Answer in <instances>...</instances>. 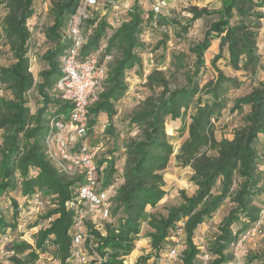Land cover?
I'll list each match as a JSON object with an SVG mask.
<instances>
[{"label": "trees", "instance_id": "16d2710c", "mask_svg": "<svg viewBox=\"0 0 264 264\" xmlns=\"http://www.w3.org/2000/svg\"><path fill=\"white\" fill-rule=\"evenodd\" d=\"M82 0H64L56 6L52 26L46 35L54 44L46 52L47 67L40 71L41 80L35 84L29 70L28 20L34 14L35 0H0V11H4L1 29L13 62L0 66V85L8 89L12 98L0 97V131H3V148L0 159V197L6 190L18 187L24 195H32L37 190L53 196L55 206L43 218L47 225L41 227L35 236L34 250L30 255L37 257L49 243L56 245L60 264H66L75 246L73 244V224L75 210L67 203L73 202L74 190L79 177H69L59 172L47 158L45 138L52 118L70 111V104L61 100L54 89L60 75L59 59L69 46L65 29L67 20ZM97 8L84 22L86 43L82 55L96 50L105 43L103 54H111L115 46L119 56L108 63L106 76L99 88L96 99L89 107V133L102 113L108 119L107 132L112 133L111 119L116 113L115 104L127 90L126 72L141 64L139 49L142 46L140 34L144 18L138 0H134L127 17L118 26H111L105 18L98 19L102 6L110 0H96ZM158 14L162 24H180L175 17L168 19ZM264 0H221L218 9L191 6L189 18L181 29L186 32L198 19L212 16L202 38L190 48L196 60L191 67L188 86L168 92L163 80V91L157 97H147L142 106L128 117V125L139 130L136 138L126 144V161L122 172L115 168L114 158L103 157L99 164L108 162L102 185L108 187L120 179L115 200L123 209V216L117 226L106 236L88 229V235L97 240V259L92 264H124V259L133 250L138 239L141 221L151 218L154 232L152 247L159 254L171 244L179 222L184 223L182 243H186L181 264H200V252L194 242L198 227L220 207L236 185L231 201L233 207L222 219L219 234L209 248L211 259L208 264H231L232 247L258 220L264 203V185L256 173L259 164L257 144L259 136H264V83L234 99L231 111L248 107L243 125L237 128L231 139L218 142V154L208 157L200 154L211 140L210 126L213 116L220 111L221 94L227 82L232 81L215 67L217 76L202 87L198 83L200 68L204 66L203 55L213 41L217 43V53L211 65L220 58H226L234 70L254 67L257 62V36L264 17L261 9ZM151 78V76H148ZM34 86L40 96V105L33 114L27 106V93ZM192 108L188 137L181 146L180 158L184 165L191 164L192 180L196 191L192 196L182 194L183 201L168 209L166 216L148 214L146 207L155 206L163 197L164 182L159 171L166 165L171 145L167 141L165 122L182 118ZM220 180V193L212 196L211 190ZM14 224H6L0 219V231ZM30 247L25 242L13 243L11 250L22 251ZM260 264H264V252ZM255 258V257H254ZM252 259L250 258L249 261ZM248 260L247 262L250 263ZM157 262H155L156 264ZM13 264H21L13 259Z\"/></svg>", "mask_w": 264, "mask_h": 264}, {"label": "rangeland", "instance_id": "374dc122", "mask_svg": "<svg viewBox=\"0 0 264 264\" xmlns=\"http://www.w3.org/2000/svg\"><path fill=\"white\" fill-rule=\"evenodd\" d=\"M64 0H35L34 14L28 20L30 31L28 57L30 72L35 84L41 77L40 71L47 67L44 56L53 47V42L47 38V31L53 24L56 6ZM111 3L102 6L98 19L105 18L111 26H118L127 17V12L134 0H110ZM155 0H138L142 9L144 22L140 40L142 46L139 49L141 64L126 72L127 90L116 102V113L111 119L112 133L107 132V116L102 113L98 116L96 123L88 133L85 142L92 150L94 158L99 166L98 179L102 181L105 175L107 161L99 164L101 158H114L115 168L122 172L126 161V144L137 137L139 130L128 125V117L138 110L144 100L151 96L157 97L163 91V80L167 86V93L176 88L188 86L189 74L196 57L190 48L201 38L205 29L209 26L212 16L196 20L186 32L181 25L189 18L187 10L191 6L198 8L218 9L221 0H164L165 7L159 15L168 19L175 17L180 24L158 22V14L149 16L152 4ZM154 12V10H153ZM264 14V8L261 9ZM4 11H0V66H7L13 62L12 52L3 36L1 19ZM261 27L258 30L257 62L254 67L234 70L226 58H220L211 65V60L217 53V43L213 41L204 53V66L200 68L198 75L199 86L202 87L217 76L216 68L232 79L227 82L221 94V109L211 119L210 136L211 140L207 146L201 149L200 154L208 157H215L218 154V142L222 139H231L234 131L243 125V118L249 108L243 107L231 111L235 98L249 93L252 89L264 83V17L260 20ZM113 59L119 56L118 50L113 46ZM112 59V60H113ZM148 76H151L149 78ZM12 98V94L4 86L0 85V97ZM27 106L31 114L40 105V96L34 86L27 93ZM193 112L189 108L182 118L170 119L165 122L167 141L171 145V152L168 155L166 165L159 171L164 185L163 197L155 206H147L146 212L156 216H166L168 209L178 206L182 201V194L192 196L196 191V185L192 178L193 170L191 164L184 165L180 158L181 146L188 137V124L190 115ZM3 131H0V159L3 148ZM259 164L256 169L260 177V185H264V136H259L257 144ZM121 180L117 181L108 193V215L106 217L87 212L84 219V237L80 252L73 259V264H92L96 260L95 247L97 240L94 235H88V229L98 231L101 236H106L109 231L118 225L123 216V209L117 204L115 197ZM236 189L233 186L230 195L223 201L220 207L206 219L197 229L194 242L199 252L207 250L212 246L214 238L219 234V226L222 219L233 207L231 196ZM220 193V180L216 181L211 190V195ZM35 199L39 202L35 203ZM55 206L53 196L46 195L37 190L32 195H24L21 188L6 190L0 197V219L6 224H14V227L7 226L0 231V264H13V259H18L21 264H60L59 254L56 245L49 243L45 251L39 252L34 258L30 252L34 250L36 232L47 225L48 219L43 218L47 212ZM151 218L147 217L141 221V229L138 239L133 245V250L124 259V264H155L160 253L152 247V237L149 233L154 232L150 226ZM25 242L30 247L22 251L10 249L11 244ZM180 256L173 261V264H181L183 251L186 243H182ZM264 252V220L257 231L243 243L240 254L242 257L252 259L249 264H260V257ZM255 257V258H254ZM157 264V263H156Z\"/></svg>", "mask_w": 264, "mask_h": 264}, {"label": "built area", "instance_id": "2783aa9c", "mask_svg": "<svg viewBox=\"0 0 264 264\" xmlns=\"http://www.w3.org/2000/svg\"><path fill=\"white\" fill-rule=\"evenodd\" d=\"M165 6L164 0H155L152 9L157 12ZM97 8L96 0H82L67 20L65 33L69 46L59 59L60 75L54 89L57 96L68 102L70 111L54 117L49 122V131L45 138L47 158L61 173L69 177H79L74 190L73 202L67 203L75 210L73 224V250L66 264H73V259L80 252L84 237L83 229L86 213H94L103 217L108 215V193L119 181L115 179L108 187L98 179L99 166L92 150L85 139L88 135L89 107L96 99V94L106 76V68L112 59L111 54H103L105 43L96 50L82 55V47L86 43L84 22L90 17L92 9ZM264 200V195H263ZM39 200L35 199V203ZM264 220V203L260 209L258 220L232 247L231 264H249L241 256L243 243L250 238ZM184 223L179 222L175 233L170 237L171 244L160 253L157 264H173L180 256ZM211 255L207 250L200 252V264H208Z\"/></svg>", "mask_w": 264, "mask_h": 264}]
</instances>
